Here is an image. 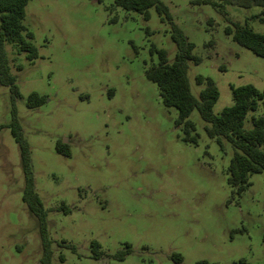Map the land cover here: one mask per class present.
<instances>
[{
	"label": "rangeland",
	"instance_id": "1",
	"mask_svg": "<svg viewBox=\"0 0 264 264\" xmlns=\"http://www.w3.org/2000/svg\"><path fill=\"white\" fill-rule=\"evenodd\" d=\"M161 1L200 59L187 69L195 98L204 87L197 76L217 87L214 114L232 104L231 86L264 90V58L224 33L238 22L264 34L260 7ZM112 5L28 0L22 24L36 58L5 44L18 96L0 84V264H40L43 251L38 220L22 201L13 111L29 146L51 264H264V173L235 193L227 183L233 148L207 136L196 109L188 117L196 140H184L177 110L144 74L158 62L152 48L174 61L170 23L153 7L145 20ZM31 93L44 98L40 106L27 107ZM263 115L259 100L244 128Z\"/></svg>",
	"mask_w": 264,
	"mask_h": 264
},
{
	"label": "trees",
	"instance_id": "2",
	"mask_svg": "<svg viewBox=\"0 0 264 264\" xmlns=\"http://www.w3.org/2000/svg\"><path fill=\"white\" fill-rule=\"evenodd\" d=\"M27 2L28 0H0V84L8 86L14 96H18V93L13 84L14 76L9 72L5 44L11 43L17 51L25 52L29 61L37 56L36 48L30 42L32 35L22 24ZM195 3L210 5L214 8H219L221 5L243 9L256 6L262 9L260 14L264 15V0H195ZM115 7L134 11L145 20L149 18V9L153 7L162 21L170 23L171 39L176 46L175 59L172 63H168L165 51L152 48L151 53L154 52L157 55L158 62L145 68V77L157 86L162 104L177 110L176 125L182 126L186 142L194 143L196 140L195 136H190V132L194 131V125L188 120L192 110L196 109L201 119L207 124L205 127L207 136L217 142L225 139L230 143L233 154L227 168V183L234 188L235 193L240 194L249 185L251 174L264 173V115L251 118V128H244L246 114L257 109L259 100L264 101V90L259 92L250 84L231 86L232 104L218 114H214L212 107L218 98L217 87L210 78L197 76L196 83L203 84L204 87L198 98L191 94L187 78L188 62L198 64L200 59L192 53L194 45L187 41L182 31L172 22L168 8L163 2L161 0H113L110 9ZM259 19L264 22L262 17ZM224 33L230 35L239 45L264 58V34L253 32L247 25L238 22L226 25ZM43 101L42 96L31 93L26 105L28 108H34L40 106ZM9 127L19 151L23 175L22 201L39 224L43 250L40 264H51L45 211L34 190L29 146L20 133L14 111ZM56 150L64 155L68 154L63 145H57ZM65 210L67 211L68 208ZM92 248L99 249L95 242L92 243ZM126 248L127 253L129 247L126 246ZM93 256L99 259L101 252L97 251ZM114 257L117 260L123 259L120 253H116ZM239 263L248 264L242 260Z\"/></svg>",
	"mask_w": 264,
	"mask_h": 264
}]
</instances>
